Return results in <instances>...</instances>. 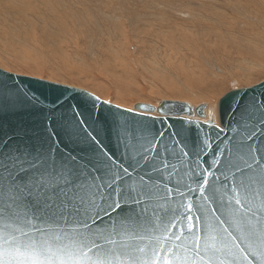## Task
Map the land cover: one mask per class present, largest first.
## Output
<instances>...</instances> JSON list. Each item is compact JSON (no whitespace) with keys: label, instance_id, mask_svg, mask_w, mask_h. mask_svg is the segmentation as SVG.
I'll use <instances>...</instances> for the list:
<instances>
[{"label":"snow or ice","instance_id":"obj_1","mask_svg":"<svg viewBox=\"0 0 264 264\" xmlns=\"http://www.w3.org/2000/svg\"><path fill=\"white\" fill-rule=\"evenodd\" d=\"M22 83L0 79V264H264V93L225 97L213 140Z\"/></svg>","mask_w":264,"mask_h":264},{"label":"rangeland","instance_id":"obj_2","mask_svg":"<svg viewBox=\"0 0 264 264\" xmlns=\"http://www.w3.org/2000/svg\"><path fill=\"white\" fill-rule=\"evenodd\" d=\"M139 1L115 3L110 17L97 11V6H101L98 2L82 3L93 8L95 14L82 16L83 19H67L70 31L68 29V32L64 31L60 36L50 35L49 27L42 30L43 23L35 19L33 28L36 34L30 35L27 23L17 20L14 24L13 15H7L5 19L1 12L0 68L90 90L99 98L125 108L139 100L155 103L161 99L182 100L191 104L211 101L217 106L218 99L227 91L253 85L264 78V52H258L261 48L264 51V0H256L258 2L252 4L253 9L248 3L249 6H242L240 12L239 4L231 9L227 0L226 3L222 0H162L161 4L158 3L161 8L157 11L154 10V0ZM32 3L37 6L42 4L36 1ZM214 3L222 10L221 5L226 6L224 8L228 9L226 12L232 23L228 26L237 30L226 31L228 21L218 19L220 15L216 17V13L207 10L206 6L211 5L213 9L218 8ZM62 4L79 8L75 0H63ZM47 20V24H52V19ZM209 23L214 25L212 29ZM246 24L255 26L254 31L260 40L256 44L259 49L251 55L243 54V60L237 57L233 49L235 46L226 47L231 49L230 53L221 50V41L227 40L230 43L233 34L245 29ZM13 25L17 26V31L13 30ZM20 28H23L24 33ZM68 35H78L77 41ZM85 71L87 78L84 76Z\"/></svg>","mask_w":264,"mask_h":264},{"label":"bare ground","instance_id":"obj_3","mask_svg":"<svg viewBox=\"0 0 264 264\" xmlns=\"http://www.w3.org/2000/svg\"><path fill=\"white\" fill-rule=\"evenodd\" d=\"M33 1H36V2H41L42 4H40V6H37L36 4H33L32 2ZM77 2L76 6L80 8L79 9H75L73 8L72 6H66V5H63L62 2L63 0H0V13L2 12V16L3 18L6 19V16L7 15H13L14 16V24L17 22V20L19 21H22L23 23H27L28 26L27 28L29 27V31L28 33L30 35H33L36 31L34 30V23L36 22L35 20H40L42 23H43V29H46L49 27V34L50 35H55V34H62L64 31L68 32V29L67 28L69 25L67 23V19H74L75 17H77L78 19H83L84 17L82 16H85V17H90V16H93L95 14V11L93 8H90V7H87L85 6L84 4H87L88 2H98L99 4L98 5H101V6H97V11L103 15H105L106 17H110V14L113 13V10L115 8V3H119L121 4V2H123L124 0H75ZM129 1H137V0H129ZM139 1V0H138ZM144 1V0H143ZM224 1V3L227 2V5L232 9L233 7L236 8V5L239 4V8H238V12L241 11V8L242 6L245 7L246 5H248V3L250 5H252L254 2L257 3L258 1L256 0H222ZM226 1V2H225ZM260 1V0H259ZM140 2V1H139ZM150 2V1H149ZM162 0H154V10H159V8H161L159 6L158 3L161 4ZM164 2V1H163ZM182 2V1H181ZM217 2V1H216ZM69 3H71V1H69ZM84 3V4H82ZM172 3V2H171ZM212 3V2H210ZM74 4V3H73ZM116 4V5H117ZM216 5V3H214ZM263 4V3H262ZM91 5V4H90ZM143 5V3H142ZM149 5V4H148ZM153 5V6H154ZM221 5V4H220ZM213 6V5H211ZM209 7V6H206L207 7V10L209 12H214L216 13V17H218V15H220V17H218V19H221L222 21L228 23L227 26H226V31H233L235 30L236 28H234L233 26H228L229 24L232 25L228 15L229 13H227L226 11L228 9H225L224 7H226L224 4L221 5V7L223 8V10L221 8H219L217 5L218 8H214L213 7ZM215 6V7H216ZM249 6V5H248ZM258 6V5H257ZM146 7V6H145ZM151 7V6H149ZM148 7V8H149ZM163 7V6H162ZM171 7V6H170ZM204 7V6H203ZM128 8V7H127ZM253 5H252V9H253ZM144 9V8H143ZM205 9V7H204ZM121 10V9H120ZM212 10V11H210ZM245 10H247L245 8ZM123 11V10H122ZM128 11V10H126ZM150 11V10H149ZM129 12V11H128ZM148 12V11H147ZM169 12V11H168ZM243 12V11H242ZM250 12V11H249ZM121 13V12H120ZM131 13V12H130ZM161 13V12H160ZM164 13V12H163ZM187 13V12H186ZM213 13V14H214ZM48 14V18L46 17V15ZM139 14V13H138ZM173 14V13H172ZM0 15V16H1ZM121 15V14H120ZM215 15V14H214ZM116 16V15H115ZM129 16V15H128ZM131 16V15H130ZM145 16V15H144ZM151 16V15H150ZM95 17V16H94ZM118 17V16H117ZM214 17V18H216ZM245 17V16H244ZM123 18V17H122ZM145 18V17H144ZM231 18H235L237 19V17H231ZM35 19V20H34ZM47 19H52V24L49 23L47 24ZM105 19V18H104ZM131 19V17H130ZM58 20V21H57ZM121 20V19H120ZM220 20V21H221ZM239 20V19H238ZM96 21V20H95ZM87 23V22H86ZM113 23V22H112ZM235 23V22H234ZM84 24V23H83ZM115 24V23H114ZM117 24V23H116ZM130 24V23H129ZM207 24V23H206ZM37 25V23H36ZM80 25V24H79ZM113 25V24H112ZM236 25V24H235ZM8 26V25H7ZM14 26V25H13ZM46 26V27H45ZM214 25H212L211 23H209V27L212 29ZM216 26V25H215ZM246 28L243 29V30H238L235 34H233V38L231 39L230 43L227 41V40H222L221 41V47L223 51H225L226 53H230L226 47H229V48H232V46H235L233 49H235V52L237 53V57L241 58L243 54H247V55H251L254 53V51L258 50L259 47H257L256 44H259V41L260 38L258 37V34L254 31V25L252 26H248V24L245 25ZM20 27V26H19ZM23 28H25L23 25H22ZM76 27V26H75ZM117 27V26H116ZM14 28V29H13ZM12 29L13 30H16L17 31V26L13 27ZM23 28L20 30L23 31ZM67 28V29H66ZM97 28V27H96ZM26 29V28H25ZM210 29V30H211ZM218 29V28H217ZM214 30V29H213ZM216 30V29H215ZM219 30V29H218ZM237 30V29H236ZM70 31V29H69ZM220 31V30H219ZM223 31V30H222ZM39 32V31H38ZM24 33V31H23ZM224 33V32H223ZM5 34V33H4ZM16 34V33H15ZM20 34V33H19ZM36 34V33H35ZM34 34V35H35ZM27 35V34H26ZM44 35V34H43ZM11 36V35H10ZM78 35H68V37H72L74 40H76ZM209 36V35H208ZM217 36V35H215ZM250 36L254 39L252 40L250 38ZM56 38V36H54ZM63 36L59 37L60 39L62 38ZM80 37V36H79ZM221 37V36H220ZM219 37V38H220ZM226 37V36H225ZM53 38V37H51ZM65 38V37H64ZM224 38V37H222ZM250 38V39H249ZM37 39V38H36ZM58 39V37H57ZM58 39V40H60ZM78 39V38H77ZM198 39V38H197ZM71 40V39H70ZM73 40V41H74ZM100 40V39H99ZM114 40V39H113ZM134 40V39H133ZM201 40V39H200ZM199 40V41H200ZM2 41V40H1ZM7 41V40H6ZM41 41V40H40ZM77 41V40H76ZM83 41V40H82ZM112 41V40H111ZM205 41V40H204ZM209 41V40H208ZM214 41V40H213ZM56 42V41H55ZM58 42V41H57ZM56 42V43H57ZM63 42V41H62ZM65 42V41H64ZM211 42V41H210ZM9 43V42H7ZM59 43V42H58ZM57 43V44H58ZM74 43V42H73ZM212 43V42H211ZM215 43V42H214ZM61 44V43H59ZM67 44V43H66ZM71 44H72V41H71ZM220 44V43H219ZM69 45V47H72V45L70 46V43L67 44ZM75 45V44H74ZM210 45V44H209ZM214 45V44H213ZM1 46V45H0ZM3 46V45H2ZM13 46V45H12ZM58 46V45H57ZM60 46V45H59ZM78 46L77 44L75 45V47ZM217 46V45H216ZM14 47V46H13ZM12 47V48H13ZM62 47V46H61ZM60 47V48H61ZM66 45H64L63 49H65ZM80 48V46H78ZM91 47V46H90ZM119 47V46H118ZM263 47V46H262ZM11 48V50H12ZM78 48V49H79ZM110 48V47H108ZM10 49V48H9ZM14 49V48H13ZM20 49V48H19ZM62 49V51H63ZM67 49V48H66ZM74 49V47H73ZM72 49V50H73ZM262 49V48H261ZM259 49L258 52L259 53H262L264 52L263 50ZM33 50V49H32ZM61 50V49H60ZM76 50V49H74ZM86 50V49H85ZM10 52V50H8ZM69 51V50H68ZM79 51V50H78ZM91 51V50H90ZM107 51V50H106ZM59 52V50H58ZM76 52V51H75ZM74 52V53H75ZM19 53V52H18ZM30 53V52H29ZM60 55H61V52H59ZM63 53V52H62ZM69 53V52H68ZM72 53V51H71ZM73 53V54H74ZM77 53V52H76ZM90 53V52H89ZM112 53V52H111ZM65 54V53H64ZM109 54V52L107 53ZM76 55V54H74ZM78 55V53H77ZM76 55V56H77ZM96 55V53H95ZM110 55V54H109ZM113 55V54H112ZM21 56V55H20ZM29 56V55H28ZM65 56V55H64ZM23 57V56H21ZM20 57V58H21ZM60 57V56H58ZM99 57V56H98ZM209 57V56H207ZM264 57V56H263ZM28 59V57H25ZM214 58V57H213ZM243 58V57H242ZM241 58V59H242ZM249 58V56L247 57ZM252 58H255L254 56ZM30 59V58H29ZM33 59V58H32ZM31 59V60H32ZM77 59V58H76ZM90 59V58H89ZM258 59V58H257ZM20 60V59H18ZM24 60V58H23ZM35 60V59H34ZM190 60V59H189ZM239 60V59H238ZM244 60V58H243ZM246 60V59H245ZM88 61V60H87ZM207 61V60H206ZM205 61V62H206ZM231 61V60H230ZM258 61H261L260 59ZM26 62V61H25ZM24 62V63H25ZM190 62V61H189ZM232 62V61H231ZM31 63V62H30ZM27 64V63H26ZM118 64V63H117ZM242 64V63H241ZM261 64V63H260ZM3 65V63H2ZM38 65V64H37ZM98 65V64H97ZM79 66V65H78ZM77 66V67H78ZM235 66V65H234ZM36 69H37V66H35ZM124 67V66H122ZM126 68V67H125ZM35 69V68H34ZM253 69V68H252ZM6 71V70H5ZM9 72V71H8ZM38 72V71H37ZM13 73V72H12ZM80 73V72H79ZM86 73V71L84 72ZM90 73V71H89ZM38 75H40V73H37ZM78 74V73H77ZM82 74V71L81 73ZM79 74V75H80ZM22 75V74H21ZM84 75V74H83ZM217 75V74H216ZM240 75V74H239ZM77 76V75H76ZM86 76L87 78V73L84 75ZM79 77V76H78ZM90 77V76H89ZM73 78V76L71 77ZM75 79V78H74ZM105 79V78H104ZM118 79V78H117ZM83 85V84H81ZM93 85V84H92ZM100 85V84H99ZM222 85V84H221ZM210 86V85H209ZM207 86V87H209ZM91 87V86H90ZM218 88V86H217ZM82 89V88H81ZM214 90V89H213ZM212 90V91H213ZM90 91V90H89ZM104 91V90H103ZM91 92V91H90ZM103 93V92H102ZM212 95V94H211ZM167 97V96H166ZM170 98V97H168ZM105 100V99H104ZM190 100V99H189ZM132 101H135V100H132ZM138 102H143V103H148V102H144L143 100H139ZM158 102V100L155 102V103H148V104H152V105H156ZM128 103V102H127ZM114 104V103H113ZM133 102L130 106H128L127 108L131 109L133 107ZM195 104L197 103H193L192 105L194 106ZM205 108L203 109V117H201V119L203 120H206V119H209V116L210 114L214 111V110H217V106L215 104V102H211V101H205ZM116 105V104H115ZM120 106V105H119ZM196 116V115H195ZM216 122L218 123V119L216 117Z\"/></svg>","mask_w":264,"mask_h":264},{"label":"water","instance_id":"obj_4","mask_svg":"<svg viewBox=\"0 0 264 264\" xmlns=\"http://www.w3.org/2000/svg\"><path fill=\"white\" fill-rule=\"evenodd\" d=\"M10 74L13 76L17 83H20L21 81L22 86L26 88L33 89L37 92V94H43L45 96H48L49 98L52 97V95L55 93L63 92L65 96H76L77 99L73 100L72 103L75 104L77 101H81L83 104L84 109L90 108L93 104V97H98L91 92L26 75L16 74L12 72L5 71L0 68V79L6 78V76ZM264 78L250 86L240 87V88H234L226 93H224L217 102V111H219L222 107V102L224 103V106H226L225 97H231L233 93H239L243 94L244 92H248L249 96L252 95H259L260 93H264ZM139 106V107H138ZM147 106V107H145ZM95 107L97 111H102L105 114H109V112L114 113L118 117H124L128 119H137V120H145L146 122H151L152 118L156 117H163L164 124H161L159 119L156 120L155 127L163 130V128L166 125H172L176 128L184 127V128H190L191 129V136L195 137L196 135L201 136L202 138L212 137L213 140H215L216 132L217 130L212 127L211 125H207L204 122L207 121L201 119L203 117V109L205 108L204 103H200L197 105H192L191 103L187 101L182 100H173V99H161L158 100L157 104L154 106L152 104L143 103V102H136L133 104V107L130 109L132 110L131 113L127 112L129 108H125L122 106L115 105L113 103H110L108 101H105L101 98L99 100L95 101ZM152 109L151 111H148V109ZM196 115V116H195ZM111 118V117H110ZM218 123H219V116L217 115ZM193 121L198 123H193L189 125L187 122ZM227 135H230V133H224ZM223 135V134H222ZM101 138H104V132L101 129ZM106 144L109 143L107 139L104 141ZM207 160L210 164L212 162V156L209 153H207ZM204 167H207V164L203 165ZM179 180V177H174V181ZM186 182L187 178H185ZM193 188L196 187L195 184L191 185ZM198 195V194H197ZM191 202V199L188 198L185 200V206ZM194 211V210H193ZM201 225L197 223L196 231L199 234L201 230ZM190 243V241H189Z\"/></svg>","mask_w":264,"mask_h":264}]
</instances>
